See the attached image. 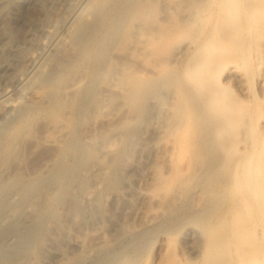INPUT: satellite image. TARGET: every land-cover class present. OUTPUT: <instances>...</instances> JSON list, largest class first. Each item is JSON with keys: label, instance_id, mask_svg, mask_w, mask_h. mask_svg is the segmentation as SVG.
Returning a JSON list of instances; mask_svg holds the SVG:
<instances>
[{"label": "bare ground", "instance_id": "1", "mask_svg": "<svg viewBox=\"0 0 264 264\" xmlns=\"http://www.w3.org/2000/svg\"><path fill=\"white\" fill-rule=\"evenodd\" d=\"M239 4L238 0H0L2 42L12 40L5 24L9 5L25 8L26 16L37 11L42 18L40 23H29L21 44L0 47V72L11 69L8 75L13 80L16 76V82H10L17 86L18 80L20 85L19 96L14 92V98L2 93L8 85L0 89V153L11 128L19 126L18 132L21 127L28 129L39 116L43 126L40 133L37 128L38 135L32 134L31 142L50 153L16 188L19 198L30 204V212L23 206L8 211L0 202V264L31 263L36 251L49 247L65 209L68 217H83L99 210L104 196L112 202L122 199L125 206L120 220L129 225L137 220L151 221L152 203L183 199L179 196L183 181H178L172 158L177 142L173 139L180 132L185 109L190 122L199 125L197 128L203 124L199 130L207 132L206 137H199L207 143L208 159L194 174L202 178L219 169L220 149L229 133L226 123L232 122L236 99L225 81L239 77L238 69L224 54L229 51L225 47L229 38L219 32L229 23L237 29ZM248 7L254 37L261 42L254 60L264 85V0H250ZM212 19L214 24L207 28ZM52 27L59 37L46 36ZM238 37L236 31L234 38ZM44 38H50L48 53L36 64L31 62L33 67L27 73L24 68L30 62L24 49L39 48ZM9 77L0 78L6 82ZM261 117L264 134V110ZM171 123L176 125L174 134L170 133L174 137L162 138ZM150 125L151 138H145L149 132L143 135L146 141L136 151L138 158L131 161L128 156L136 139ZM223 125L227 128L220 129ZM192 126L189 124L194 130ZM160 138L166 142L161 143ZM247 149L249 198L264 213V144L251 143ZM163 161H171V168L164 170ZM6 197L2 191L0 199ZM210 205L191 209L185 218L206 222ZM178 223L170 226L172 229L167 226L169 231ZM147 237H136L128 251L104 255L97 264H140ZM83 244L76 246L83 249ZM246 250L251 252L244 249L241 264L263 263L264 252ZM219 256L216 261L225 259ZM74 257L62 264H82L81 254Z\"/></svg>", "mask_w": 264, "mask_h": 264}, {"label": "rangeland", "instance_id": "2", "mask_svg": "<svg viewBox=\"0 0 264 264\" xmlns=\"http://www.w3.org/2000/svg\"><path fill=\"white\" fill-rule=\"evenodd\" d=\"M251 1L256 2L257 0ZM249 2L250 0H238V3H240V23L237 29L231 26L230 23L224 24V27L221 25V28L223 27L221 31L223 32L219 29V33L225 34L226 38H229L227 42L229 41L230 46L226 45L228 43L225 44V47L228 46L229 51L224 52V54L228 56V60L231 61L230 64L235 66L239 73L238 80L228 79L225 81L230 86V90L236 99L231 124L227 121L228 123L226 124L228 126H226L228 128L224 125L220 127V129L223 127L227 128L229 133L224 135L225 141H223V148L220 149L222 155L220 154L219 169L213 174L209 173L202 176V178L199 177L200 175L194 174V171L202 168L208 159V154L204 150L207 143L204 138L202 140L199 137H206L207 132L203 134L202 132L204 131L199 130L200 128L203 129V124L200 125V128H197L199 125H196L193 121L190 122V114L185 109L186 114L182 120L184 125L180 124L181 127H179L180 132H178V135L177 133H175V137L172 135L174 134L172 131L176 128V125L175 123H171L172 126L170 128L166 125L167 132L162 137L167 136L165 137L166 139L174 137L173 140L177 141L175 143L172 164L178 168L176 175H179V183L183 181V186H181L182 193H179V196L183 199H173L170 204L164 203L165 205L158 204L157 202L152 203L151 207L149 206L152 211L151 221L145 219L137 220L129 225L122 224L120 220L125 206V201L122 199L112 202L111 199L108 201V197L104 196L100 203L101 207L99 206L100 208H98L99 210L83 217L71 216V214H68V217L66 216L67 210L65 209L64 213L62 212L61 214L63 217L60 216L61 219H59L62 222H59V224L63 225L64 228L57 225L58 229H55L54 235L52 234L50 239L51 246L49 245L47 249L45 248L46 250L36 251L35 257H31L32 260H30L32 262H29V264H62L68 262V260L78 254H81L82 258H84L82 264H97L101 258L105 257L104 255L107 256L116 251H128L130 246L135 244L136 237L141 236H149V238L147 237L149 241L144 249L145 252H143L140 264H216V262L222 264L223 262L226 263V259L227 261L228 259L229 261L231 260L233 264H241L239 259L244 249H250L251 252L256 250L264 252V213L259 211L257 204L251 200L252 197L249 198L250 185L246 169L249 156L247 146L253 143L261 147L264 144L263 126L260 121L262 118L261 112L264 110V85L260 82L259 69L254 60L256 51L261 47V42L259 38L254 37L255 25H251L249 22L250 18L247 16V12L251 10V7H248ZM25 10L23 7L8 6L5 24L7 36L11 37L12 40L8 43L7 41L2 42L0 40V47L7 46L8 44L16 47L19 43L21 44L24 40L22 38L26 36L25 33L27 34L29 23L32 20H36L34 21L36 23L42 21L39 12L36 11L37 13L33 12L31 13L33 15L27 14L26 16L27 11ZM262 16L264 17V13ZM214 21L212 19L207 22V28H211ZM236 31L239 33L237 39L234 38ZM48 33L54 37H59V34H57V31L53 27L48 28ZM49 34L46 36L53 37ZM18 41L19 43L16 44ZM49 43L50 38L48 41H45L44 38L41 45L45 47L38 45L39 48L37 49L36 46H33V49L31 47L30 49L28 47H26V50L24 49L27 57L29 56L28 62L31 65V62L34 61L33 64H36L39 60H42V57L44 58L47 55ZM1 62L2 60L0 59ZM30 64H27L29 70L24 68L27 73L33 67ZM2 71L0 72V77L6 78L9 77L8 74L12 70L4 69V72ZM12 74L13 76L16 75ZM15 77L14 80L12 77L7 78L9 81L5 79L6 82L8 81L7 84H5L4 78H0V89L2 90L4 86L8 85L5 88L6 91L3 90L2 93H7V96H11L10 98L19 96L18 89L20 85L17 80V89L14 83L16 82ZM10 80L14 82H10ZM12 84H14L13 87ZM14 86H16L15 89ZM13 94L16 96L13 97ZM216 120H219V118ZM32 121V125L29 124L28 129L21 127L20 132H18L19 126L11 128L8 140L2 142L3 148L0 153V186L3 183V187L0 188V194L4 191L7 197L6 199H0V202L7 206L8 211L17 206H23L24 210L29 209L30 204L19 198L15 193L16 188L22 179L28 177L27 174L31 175L34 170L40 167L42 161L47 156H50L48 149L34 146L33 142H31V140L33 141L32 134L38 135L42 129V116ZM219 122L221 126V121ZM189 124L192 129V125H195L194 130L189 127ZM149 127L150 129H148ZM186 127L189 129L188 131ZM218 127L216 128L218 129ZM37 128L40 129L39 133ZM29 130L31 133H29ZM147 132L149 134L145 138H151V125L146 126L136 139L137 141L134 143L128 156L131 161L138 158V152L136 151L141 147L140 143H145L146 139L143 141V135H146ZM171 132L172 134H170ZM188 132L189 134H187ZM191 132H196V134H192ZM184 136L186 137L185 139ZM27 137L31 139H27ZM194 137L196 138L194 139ZM162 138H160L162 141H159L165 143L166 141H163L164 139ZM202 144L204 145L202 146ZM220 151L219 153H221ZM162 163L161 166L164 170L171 168V161H163ZM16 174L17 176H15ZM193 174L195 175L194 177ZM6 182L7 184H5ZM179 183L176 186L178 188ZM181 191L179 190V192ZM22 203L24 205H21ZM209 205L212 207V210L203 220L206 222L201 223L185 218L192 210H201V208L203 209V207ZM213 209H215L214 212ZM27 210L26 213L30 212V210ZM177 214L181 219L177 217ZM50 215L52 216L51 211ZM153 215L155 216L154 219ZM176 219L179 222L178 226L170 232L169 228L172 229L170 226L177 223ZM78 242L84 243L83 249L77 248ZM251 249H254V251ZM246 252L251 253L247 250ZM217 256L221 257V260L222 258L225 259L216 261L218 259ZM262 264H264V260Z\"/></svg>", "mask_w": 264, "mask_h": 264}]
</instances>
